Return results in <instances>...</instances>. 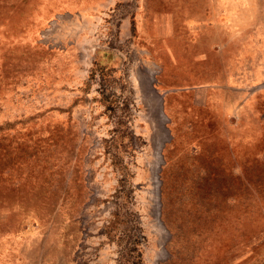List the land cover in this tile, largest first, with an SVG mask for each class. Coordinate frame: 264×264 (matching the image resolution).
Instances as JSON below:
<instances>
[{"label":"rangeland","instance_id":"obj_1","mask_svg":"<svg viewBox=\"0 0 264 264\" xmlns=\"http://www.w3.org/2000/svg\"><path fill=\"white\" fill-rule=\"evenodd\" d=\"M0 264H264V0H0Z\"/></svg>","mask_w":264,"mask_h":264}]
</instances>
